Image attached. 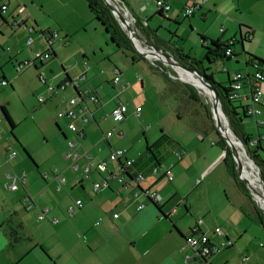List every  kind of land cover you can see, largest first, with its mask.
<instances>
[{"label": "crops", "instance_id": "1", "mask_svg": "<svg viewBox=\"0 0 264 264\" xmlns=\"http://www.w3.org/2000/svg\"><path fill=\"white\" fill-rule=\"evenodd\" d=\"M20 1L24 3L29 1L30 4L19 11ZM133 1H137L133 4L137 8L139 16L132 15L138 25L136 27L140 30L150 27L142 14L146 13L149 5L155 4V0ZM165 1L170 5V9L168 12H163V16L174 22H178L184 9L192 3V0ZM121 2L127 8L126 3ZM1 4H6L7 10L4 12L0 10V46L7 43L12 46V49L7 54L0 50V55H2L0 64L11 63L14 65L18 60L33 59L34 50L46 49V36L40 35V30L56 31L57 34L59 33L57 39L67 45L68 42L63 36L74 34L80 28H85L94 19L85 0H0ZM218 4L219 0H206L200 7L194 8L191 15H194L195 9L202 10V18L208 19L207 12L212 10V6L216 8ZM68 5L75 10L67 8ZM67 9L70 10V13H76L78 10L79 18H75V22L70 19L66 22L55 19L56 10ZM154 9L153 5L151 11ZM257 9L258 17L256 18L262 24L249 25L250 32L246 30L241 35V45L244 49L245 41V54L248 51V54L264 60V6L261 4ZM18 12L26 15L27 25L34 24L36 28V33H33L35 40L31 46H27L25 43L29 34L24 27L16 30L10 28V21ZM213 12L217 13L216 9L209 13ZM216 15L211 24L216 22L218 18ZM196 20L199 21L197 16L190 19L189 24L192 28H196ZM226 31L227 29L224 28L222 32H219L220 36L225 35ZM60 32H63L64 35ZM140 35L142 34L140 33ZM201 36L205 38L201 41L203 45H209L208 40L215 38L208 28L201 33ZM220 36H217L216 39L222 41ZM77 48L72 49L75 60L73 63H68L66 67L63 65L65 64L63 57L57 55L58 51L56 50V53L54 48L55 55L48 62H36L32 66L37 68L38 64H46L43 67H46L45 70L52 76L50 77L51 85H57L66 78H74L84 70L88 73L87 80L82 85L95 93L98 101L94 103L89 101L86 96L84 98L92 111L93 118L89 121H83L81 118L75 120L76 127L84 132V137L76 140L77 148L80 151L87 150L92 155L93 162L105 161L107 168L112 170L115 163L109 160L108 154L121 141L118 140L114 143L111 138L122 139L124 136L113 134L107 140L101 139L102 134L108 130L120 129V125L114 123L109 117L106 116L102 119L101 116L108 114L115 103L121 99L115 98V93L110 94V91L107 90L108 87L95 84L98 69L94 70L93 66L89 67L85 62L86 52L79 51ZM165 48L172 50L169 44ZM232 52V55H235L236 51L233 48ZM239 61L245 67L244 69L238 68L234 72L249 74L251 68L254 69L250 58L246 55L236 59V63ZM262 63L258 65V68L264 74V63ZM53 64H61L62 71L56 72L58 69H55ZM221 64L223 70L227 71L228 83L227 85L220 83L227 87L233 74L228 73V64H232V62H222ZM40 74L46 78V81L49 79L42 72ZM59 74L60 76H58ZM122 75L123 72L120 71L119 83L123 88L112 82L113 86H118V94L129 87V83H122ZM53 78L57 81L55 82ZM261 86L264 101V81ZM72 94L73 90L70 87L63 92L65 97ZM239 94L240 104L248 105L250 97L247 80ZM61 96H58L59 100L56 101L57 108L66 107L68 104L66 99H61ZM126 102L130 106V103ZM132 113L135 116H140V114L136 115L134 110ZM254 121L256 136L252 132H245L250 134L254 141L257 140L255 148L262 160L261 171L264 179V144L262 143L264 141V107H261L259 115L254 116ZM242 122L244 123L243 120ZM57 126L60 128L58 123ZM61 132L65 139L75 138L71 131H69V135L62 129ZM166 139H169L167 135L163 140ZM11 141L13 140L8 135L6 126L0 123V253L8 258L9 264H185L184 254L190 252V248L185 246L184 236L197 225L198 220H201L200 230L209 235H213L215 227H220L231 240L242 235L240 228L243 227V217L248 215L242 207L247 197L239 190L233 178L235 184H231L229 194L224 192L219 196L215 206L209 205L207 188L211 182L210 171L219 152H216L212 159L206 161L209 155L208 152H203V149L198 150L196 146L188 148V146L177 145L173 148L169 147L166 150V157H163L162 155L165 154L161 152L160 148L166 144L165 141L159 143L156 149L150 147L149 153H143L139 158H134L130 173L142 172L144 174V179L138 186L124 188L116 181H112L109 188L100 190H94L93 182L102 180L105 173L92 172L90 177L84 178L81 171L72 172L68 168L66 159L62 156V166L52 168L50 173L44 172L46 177H43L44 173L41 174L44 183H38L37 179H33L29 183L23 171L26 182L23 184L17 180V189L9 190L7 184L10 180L6 177V173L19 175L22 172H16L10 164L16 155L9 158L8 161L4 157L6 148H13ZM96 145H100V151L96 149ZM196 150L199 151L197 154H195ZM175 151L181 152V156L177 157L174 154ZM127 156L131 157L129 152H127ZM184 159L187 162L185 165L182 164ZM153 166L163 169L171 168L175 175L173 180L168 181L162 171L151 173ZM191 167H194L193 170ZM54 170L56 174L64 176L67 180L58 191L56 186L59 180L52 173ZM197 179H200L199 183L196 182ZM192 181L194 187L190 185ZM28 184H30L29 188ZM186 186L189 188L185 189ZM154 191L161 196V199L156 203L152 202L148 196ZM194 193L197 194L196 198H203L207 206L195 212L196 214L200 212L197 214L199 216L191 215L190 218H187L189 215L180 213L177 205L183 203L186 212L199 209L191 203L190 197ZM27 196H32V201L26 199ZM77 199L82 202V206L79 208L74 203ZM70 206L73 208L72 215H69L68 212ZM44 207H48L47 214L43 219H38V211ZM114 213L118 214L117 217H113ZM97 220L99 223L95 224ZM229 221L232 222V226ZM182 246L184 249H181ZM226 259L223 260L226 261ZM209 261L211 264H221L215 254Z\"/></svg>", "mask_w": 264, "mask_h": 264}, {"label": "rangeland", "instance_id": "2", "mask_svg": "<svg viewBox=\"0 0 264 264\" xmlns=\"http://www.w3.org/2000/svg\"><path fill=\"white\" fill-rule=\"evenodd\" d=\"M113 1L122 7L119 11L123 16H125L123 9H126L129 15L128 19H131L132 15L139 17L137 8L133 4L137 1L123 0L127 8L120 0ZM29 4V1L25 3L20 1V5L27 7ZM261 4L264 6V0H219L216 8L212 6V10L216 9L217 13H209L212 10L208 11V19L202 18V10L195 9L194 15L186 17L181 15L178 18V22L170 21L169 18L158 14L156 6L153 4L154 11H151L153 5H149L148 10L142 16L147 19L150 26L145 27L147 32H155V34L157 32V37L165 41L166 44H169L172 49L178 48L185 53L188 52L195 59L201 60L204 67H210V69H207V73H213L216 82H222L224 85H227V71L223 70L221 63L232 62V64H228V73L230 74L234 73L238 68L244 69V64H241L240 61V63H236V59L243 55L251 58V55L248 54V51L245 54L246 42L244 41L243 49L241 35L246 30L250 32V29H248L249 25L262 24L256 18L258 17L256 15L257 8ZM67 8L72 9L73 7L68 5ZM73 10L75 9L73 8ZM149 13L151 14L149 15ZM215 14H217L216 18H218L214 24H211ZM195 16H197L199 21L196 20V28H192L189 21ZM54 17L56 20H62L63 22L69 19L75 22V18H79V12L77 10L76 13H70L69 9L64 11L56 10ZM130 24H132L139 35L140 33L144 35V32H141L136 27L133 20ZM206 28L211 30L213 37H215L214 39L220 36L219 32H222L220 29L224 30L226 28V34L220 36V39L222 42L236 40L234 45H232V48L236 51L235 55H232L227 60L218 58L214 64H209L206 57L207 48L201 42V33ZM60 33L63 34V32ZM63 37L67 40L68 44L64 45L56 39L53 48L56 53L58 51L57 55L63 57L65 62L63 65L65 67L68 63H73L75 60L72 55V49L81 47L77 49L86 52L87 59L85 58V62L88 63L87 65L89 67L93 66L94 70L98 69L95 84L108 87L107 90L110 91V94L115 93V98L130 103L127 117L119 124L120 129L125 133L124 137L122 139L111 138L114 143L118 140L121 141L114 148L125 149L131 157L139 158L141 154L150 152L148 149L149 145L152 149H156L159 143L166 141V144L160 148L161 152L165 154L162 155L163 157H166V150L169 147L173 148L180 145L181 147L188 146L190 148V146H196L198 150L203 149V152H208L209 156L206 161L212 159L216 155V152H219V156L213 162L215 164L210 171L211 182L207 188L209 205L211 207L215 206L219 196L224 192L228 193L231 190V184L235 183L224 161L223 149L217 143L220 135L216 132L214 123L208 117L204 108V105L210 106L207 95L192 84L177 78L174 69L168 65L163 64L169 69L171 74L168 72L163 74L153 63L155 60L143 57L126 41H121V46H118L107 30L96 19H93L92 23L88 24L85 28H80L74 34ZM208 44L211 46L209 40ZM11 49L12 46L7 43L2 47L0 46V50L6 54ZM45 65L38 64L37 68L30 66L24 71L18 72L11 63L0 64V106L4 105L6 107L15 123L13 133L11 134L10 126L1 109L0 123L6 126L7 133L13 140L11 141L12 149L17 153L10 164L16 172L24 171L29 183L33 179H37L38 183H44V180L41 178L42 173H50L52 168L62 166L61 160L63 152L66 149V139L61 129L69 135V131L66 129V120L57 117L59 107L57 108L56 101L59 100L60 96L54 95V97L48 98L44 103H40L37 100L39 95L45 94V85L39 80L38 74L41 72L45 74L49 78L47 83L51 84L50 77L52 76L45 70L46 67H43ZM53 65L55 69H58L56 72L62 71L61 64ZM115 68L123 72L121 77L122 83H129V87L119 94L118 86L112 85ZM250 71L252 73L254 69L251 68ZM137 77H140V80ZM53 79L55 82L57 81V79ZM3 80L6 81L4 85L2 84ZM186 84L195 88L201 98L200 102L189 98L190 91ZM233 103L239 106L240 101H234ZM137 105L142 110L140 116H135L132 113ZM237 111H239V115L244 121L245 131L252 132L256 136L254 116H243L240 106L237 108ZM57 123L60 128L57 126ZM166 135L169 139L163 140ZM262 143L264 144V141ZM198 150L195 151V154L199 152ZM182 164H187L185 159L182 161ZM193 168L191 167V170ZM245 170L252 171L247 162ZM202 181L204 180L202 179ZM190 185L194 187L193 181L190 182ZM29 186L30 184H28V188ZM188 188L186 186L185 189ZM250 189L263 199L260 196L261 191L259 188L255 190L254 186L250 185ZM196 196L197 194L194 193L190 199L192 200V205L199 207V209L186 212L183 203L179 206L177 205L180 213L189 215L187 218H190L191 215L199 216L197 214L200 212L197 214L195 212L207 206L203 198L200 197L198 199ZM254 205L257 206L255 200L252 198L245 200L242 209L248 215L246 214L243 217L242 226L246 227V229L240 228L242 235L238 238L236 237V239L232 238V247L215 253L217 260H220L221 264H264V231L258 220V214ZM257 208L259 207L257 206ZM230 223L232 226V222ZM244 256L248 258L245 262L242 261ZM223 259H226V261ZM30 261L32 260L30 259ZM9 263L8 258L0 253V264Z\"/></svg>", "mask_w": 264, "mask_h": 264}, {"label": "built area", "instance_id": "3", "mask_svg": "<svg viewBox=\"0 0 264 264\" xmlns=\"http://www.w3.org/2000/svg\"><path fill=\"white\" fill-rule=\"evenodd\" d=\"M205 1L206 0H192V3L184 9L183 16H190L193 12V9L200 7ZM18 6L20 7L19 11L26 8L25 5L19 4ZM155 6L157 10H160L162 12H168L170 9V5L167 4L165 0H155ZM0 10L2 12L6 11L7 5L1 4ZM21 13L22 12H18L17 15L12 18V20L10 21V28L16 30L20 27H24L29 34L25 40V43L27 46H31L35 40L33 37V33H36V28L34 25H27L26 15ZM129 20L130 22H132V20L135 22V18L132 16ZM220 30L222 31V29ZM45 31L46 30H40L39 33L42 36H46L47 49L36 50L33 54V59L30 58L15 61L14 66L18 72L24 71L26 68L34 65L36 62L44 63L51 58V51L49 49V46L51 44H54V41L58 38V34L56 31ZM230 53V49H227L226 54L229 55ZM253 67L254 71L252 73L245 74L243 72H234L231 75L230 86L232 90L230 92L229 98L233 99L239 97V92L243 88V85L247 80V82L249 83L250 103L246 105V112L248 115L257 116L261 113V107H264V101L262 99L263 89L261 86L262 82L264 81V74L260 71L257 65H254ZM38 78L45 85V94L39 95L37 97V100L40 103H44L48 98H51L54 95H62L61 99L67 100V106L59 108V110L57 111V117L67 120L66 127L69 131L73 132L76 138L66 139V149L63 152V158L66 159L68 168L72 172L81 171L84 178L90 177L92 172L105 173V176L102 177V180L93 182L94 190L109 188L112 181H116L124 188L138 186L139 183L144 179V174L142 172H135L134 174L130 173L131 166L134 163V158L127 156V151L125 149L115 148L109 152V160L115 163L114 168L112 170H109L105 161H101L98 163L93 162L91 160L92 155L87 150L80 151L77 148L76 140L83 138L84 132L83 130L76 127L75 120L77 118H81L83 121H89L93 118L92 111L87 106L84 98L86 96L89 101L94 103L98 101L97 95L82 85V83L87 80L86 71L84 70L78 73L74 78H66L57 85L48 84L46 78L40 73L38 74ZM137 79L140 80V77H137ZM112 82L113 84L120 85V71L117 68H115L114 70ZM2 84H6V81L3 80ZM69 87L72 88L73 94L69 97H65L63 95V92ZM121 88H123V86H121ZM128 111L129 104L126 101L118 100L115 103L114 107L110 110V112L106 115L101 116V118L103 119L107 116L114 123L120 124L127 117ZM140 111V106H136L134 108V113L136 115H139ZM113 134L117 136L125 135L122 129H112L103 133L101 139L107 140V138H109ZM256 143L257 140H252L250 144L253 146ZM96 149L100 151V145H96ZM16 154L17 153L15 150H13L11 147H7L4 157L6 161H8L9 158L14 157ZM174 154L177 157L181 156V152L179 151H175ZM159 171L163 172L168 181L173 180V173L171 168L163 169L159 166H153L151 168V173H157ZM52 173L59 180V183L56 186V190L58 191L60 190L61 185L64 184L67 180L64 176L56 174L55 170ZM46 176V173H44L43 177ZM6 177L10 180V182L7 184V188L9 190L17 189V180L21 181L23 184L26 182L25 174L23 171L19 175L16 173H6ZM196 182L199 183L200 179H197ZM148 196L154 203L158 202L161 199L160 194L155 191L149 193ZM26 199L32 201V196H27ZM74 203L78 208L82 206V202L79 199L75 200ZM141 207L142 205L140 206V208ZM47 211L48 207L40 209L38 211V219H43L46 216ZM68 212L69 215L73 214L72 206L69 207ZM117 215V213H114L113 217H117ZM98 223L99 220L95 222V224ZM200 224L201 220H198L197 225L192 228L186 236H184L185 246L187 245L190 248V252L184 254L185 264H211L209 260L212 255H214L221 249L228 248L233 245V241L223 233L220 227H215L213 230V235H209L208 233L200 230ZM181 249H184V246H182ZM247 260V256H244L242 258L243 262Z\"/></svg>", "mask_w": 264, "mask_h": 264}, {"label": "trees", "instance_id": "4", "mask_svg": "<svg viewBox=\"0 0 264 264\" xmlns=\"http://www.w3.org/2000/svg\"><path fill=\"white\" fill-rule=\"evenodd\" d=\"M85 1L87 3V6H88L89 11L91 12L93 18L100 22V24L107 30V32L110 34L111 38L116 42V44L118 46H121V41H126L129 45H132L130 40L127 38L125 32L119 26L117 19L112 15L111 11L105 5L103 0H85ZM120 1H123V0H120ZM157 13L163 16L162 11L157 10ZM135 24L138 27L136 20H135ZM141 31H143L144 34H146L145 38H147L148 41L154 43L157 46H160L163 49V51H167V52L169 51L177 60H179L185 66H188V67L195 69L202 76H204L208 82L213 84V86L215 87V89L219 93L221 108H222L223 112L225 113V115L229 119L230 129L232 130V132L235 134L236 137L241 139V141L245 145V149H246L247 153L249 154V156L251 157L253 162H255L258 165L259 171H260V174L262 177V171H261L262 160L260 159L259 155L257 154V149L255 148L256 144H254L253 146L250 144L251 141L253 140V138L251 137L250 134H247L245 132L243 122H242V117L239 115L240 113H239V111H237V108L239 106L241 107L243 116L247 117V116H251V115L247 114L246 105L243 106L240 104L239 106H236L233 103L234 101L239 100L240 95H239V97H236L233 99L229 98L230 92L232 90L230 84L226 87V86H223L220 82H216L214 77H213V73H207V69H210V67H204L201 60L195 59L188 52L185 53L178 48L168 50L167 48H165L167 46L165 41L159 39L157 37V35L155 34V32H153V33L147 32L145 28H141ZM45 32H47V30ZM201 38H202V40H205V38L203 36H201ZM235 41L236 40L233 39L229 42H227V41L222 42L219 39H210L211 46L205 45L207 48L206 57L208 58L209 64H214L215 60L218 58L229 59L231 57V55L233 54L232 45H234ZM49 49L51 51V57L54 56L55 52L52 48V44L49 46ZM227 49H230L231 53L229 55L226 54ZM250 60H251L252 66H254V65L258 66L262 62L264 63V60H262L256 56H253V55H251ZM153 63L159 68V70L162 71L163 74H166V72L171 74L169 69L166 66H164L160 61L156 60ZM230 83H231V80H230ZM186 86L189 88V91H190L189 98L194 100V101L200 102L201 98H200L199 94L197 93V91L195 90V88L189 84H186ZM204 108L207 112L208 117L212 120L211 113H210V106L208 107L207 105H204ZM0 109H1V112L3 113V115L5 116L9 126H10V131L12 134L13 128L15 127V123L11 119V117L8 114L6 107L4 105H1ZM217 143L221 146V148L223 150H225L224 161L226 162V164L228 166V172H229L230 176L235 180L239 190L247 198L251 199V195H250L249 190L247 189L245 184L238 179L237 171L235 168V162L232 158L230 148L227 146L225 140L221 136L219 137V141ZM148 149L150 150V146H148ZM255 208H256V211L258 214V220H259V222L262 226V229L264 231V214L260 211L259 208H257V206H255ZM190 231H191V229H190Z\"/></svg>", "mask_w": 264, "mask_h": 264}, {"label": "water", "instance_id": "5", "mask_svg": "<svg viewBox=\"0 0 264 264\" xmlns=\"http://www.w3.org/2000/svg\"><path fill=\"white\" fill-rule=\"evenodd\" d=\"M103 2L109 8L112 15L117 19L119 26L125 32L127 38L130 40L133 48L140 55H142L143 57H145L149 60L160 61L162 64L168 65L171 68H173L175 72H176L177 67L184 69L186 71H189L191 74H193L198 79L200 84L208 91V93L210 94V113H211V117H212L214 126L217 130V133L225 140L227 146L230 148L232 158L235 162V168L237 171L238 179L245 184V186L247 187V189L250 192L251 198L253 200H255L256 205L261 209V211L264 214V210L258 204V201L255 199L254 195L250 191V186H249L247 180L243 179L241 177V171L243 169V164L240 161V153H242V156L244 157L245 162L251 164L250 167H252V169L254 171H256V174L259 176L258 179L256 180V182L259 186V189L261 191V195L263 197H264V179L261 177L258 165L255 162H253V160L251 159V157L247 153V151L245 149V145L243 144L241 139L236 137V141L238 143V146H235V144H234L235 141H233L232 139H230L229 137H227L221 133L220 123H219V121L215 120L214 112H216L218 109H220L221 112L223 113V116H224L225 121H226V125L228 127H230V123H229L228 117L225 115V113L223 112V110L221 108L219 93L217 92V90L215 89L213 84L208 82L205 79V77L202 76L195 69L188 67V66H185L183 63H181L179 60H177L170 52L163 51V49L160 46L155 45L154 43L148 41L147 38H144L141 35H139L137 33L136 29L132 26V24H130L131 23L130 20L128 18H126L125 16H123V14L117 9L115 4H113L111 2V0H103ZM133 38H135L138 41V43L142 46V50L138 49V47L135 45V43L133 41L134 40ZM176 77L181 79V77L179 76V74L177 72H176ZM223 152L225 155V150H223ZM255 168H256V170H255Z\"/></svg>", "mask_w": 264, "mask_h": 264}, {"label": "bare ground", "instance_id": "6", "mask_svg": "<svg viewBox=\"0 0 264 264\" xmlns=\"http://www.w3.org/2000/svg\"><path fill=\"white\" fill-rule=\"evenodd\" d=\"M111 2L113 4H115V6L117 7V9H122V7L120 5H118L117 3H115L113 0H111ZM123 12H124V15L125 17L127 18L129 15H128V11L125 9H123ZM134 40V43L135 45L138 47V49L142 50V46L138 43V41L133 38ZM176 72L179 74V76L181 77V79L183 81H186L188 83H191L193 86H195L196 88L200 89V91L204 92V94L207 95L208 97V100L210 101V94L208 93V91L200 84V82L198 81V79L193 75L191 74L189 71H186L184 69H181V68H176ZM214 116H215V120L216 121H219L220 123V130H221V133L224 134L225 136L229 137L230 139H232L235 144V146H238V143L236 141V136L235 134L232 132V130L230 129V127H228L226 125V121H225V118L223 116V113L221 112L220 109H218L216 112H214ZM240 161L241 163L243 164V169L241 171V177L243 179H246L249 186L252 185L254 186V189L257 190L259 188L256 180L258 179V175L256 174V171H254L252 169L251 164H249V167L252 169V171H246V162H245V159L244 157L242 156V153H240ZM250 191L252 192V194L254 195L255 199L258 201V204L261 206V208L264 210V197L260 194V196L263 198L261 199L257 193L253 192L251 189Z\"/></svg>", "mask_w": 264, "mask_h": 264}]
</instances>
